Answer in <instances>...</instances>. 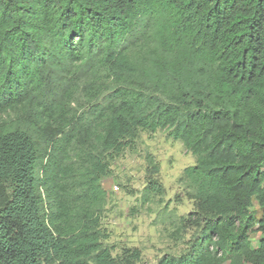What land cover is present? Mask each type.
<instances>
[{
  "label": "trees",
  "instance_id": "1",
  "mask_svg": "<svg viewBox=\"0 0 264 264\" xmlns=\"http://www.w3.org/2000/svg\"><path fill=\"white\" fill-rule=\"evenodd\" d=\"M158 129L197 160L156 264H264V0H0V264L141 263L103 181Z\"/></svg>",
  "mask_w": 264,
  "mask_h": 264
},
{
  "label": "rangeland",
  "instance_id": "2",
  "mask_svg": "<svg viewBox=\"0 0 264 264\" xmlns=\"http://www.w3.org/2000/svg\"><path fill=\"white\" fill-rule=\"evenodd\" d=\"M196 160L169 130L158 129L142 131L134 148L111 163L112 174L103 181L108 191L103 227L109 232L105 243L114 255L124 247L139 248L143 257L139 264H156L163 256L178 255L187 248L193 231L175 239L173 222L194 209L180 177ZM152 180L161 184L163 194L146 195Z\"/></svg>",
  "mask_w": 264,
  "mask_h": 264
}]
</instances>
